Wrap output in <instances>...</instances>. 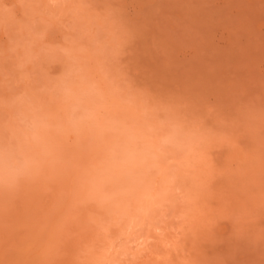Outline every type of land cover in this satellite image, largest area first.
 Returning a JSON list of instances; mask_svg holds the SVG:
<instances>
[{
    "label": "rangeland",
    "instance_id": "obj_1",
    "mask_svg": "<svg viewBox=\"0 0 264 264\" xmlns=\"http://www.w3.org/2000/svg\"><path fill=\"white\" fill-rule=\"evenodd\" d=\"M9 143L0 264H264V0H0Z\"/></svg>",
    "mask_w": 264,
    "mask_h": 264
},
{
    "label": "clouds",
    "instance_id": "obj_2",
    "mask_svg": "<svg viewBox=\"0 0 264 264\" xmlns=\"http://www.w3.org/2000/svg\"><path fill=\"white\" fill-rule=\"evenodd\" d=\"M62 94L70 105L66 124L73 132H78L83 125L96 119V111L88 102L92 95L90 88L77 89L72 84H66ZM19 123L23 126L24 140L33 143H39L41 132H46L51 127L45 118L24 112L19 113ZM126 158L133 159L134 153L127 152ZM35 167V159L19 145L0 144V187L11 186L28 177Z\"/></svg>",
    "mask_w": 264,
    "mask_h": 264
}]
</instances>
